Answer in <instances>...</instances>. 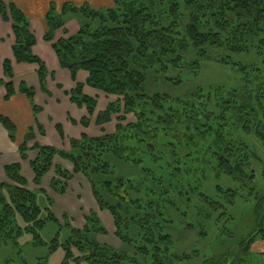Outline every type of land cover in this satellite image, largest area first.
<instances>
[{"label": "trees", "instance_id": "16d2710c", "mask_svg": "<svg viewBox=\"0 0 264 264\" xmlns=\"http://www.w3.org/2000/svg\"><path fill=\"white\" fill-rule=\"evenodd\" d=\"M90 1L84 0L78 5L71 1L64 2L60 11L51 2L46 13L47 28L43 39L50 43L60 67L69 72L73 82L78 72L87 73L85 83H76L68 94L70 102L78 108H84L87 115L92 116L97 101L83 93L84 86L115 97L116 100L99 113L96 125L109 123L114 116H117L118 124L111 134L99 137L82 135L78 140H71L68 151L35 144L32 150L38 154L30 162V168L36 186L54 168L50 189L57 195H63L72 178L81 175L88 183L98 209L106 210L111 216L115 235L127 249H133L136 245L129 248L128 242L137 244L140 236L137 233L134 238L129 235L121 240L117 230L125 225L122 223L121 210L122 206L125 207L124 213L130 212V208L136 210V216L128 220L136 229L142 220L141 212L145 213L148 209L145 207L141 211L140 205L136 203L139 201L129 197L130 192L134 195L141 193L140 185L133 190L132 181L138 177L143 180L152 177L149 162L153 163L155 148L160 149V146L169 144L168 150L173 154V150L178 148L173 141L180 140L187 147L197 140L205 146L209 160L203 155L201 161L205 160V173L213 175V181L225 176L237 182L241 189L249 184L255 186V179L264 181V166L258 167L262 161L247 145V136L250 135L264 146V80L251 88L252 80L248 78L250 72L240 68L238 71L243 75L242 85L238 90H227L221 96L198 89L189 98L175 99L160 94L148 95L145 89L148 73L155 72L164 61L170 62L173 68L183 62L188 63L187 60L193 65H197L199 60H220V63L225 64V59L231 55L250 53L254 49L261 51L264 47V0H108L112 6L109 7L108 2H105L102 9H93ZM67 16L76 17L80 22L73 35H68L66 30ZM0 17L11 25L14 61L36 65L39 84L42 86L48 71L44 63L33 55L35 37L29 20L9 0H0ZM57 32H61L63 37L55 40ZM3 73L5 80L0 79V87L6 91L4 100H9L15 94L11 61L3 63ZM258 77L261 78L257 75L254 81ZM18 92L33 101L34 90L25 84L19 85ZM34 111H37L35 106ZM127 116H132L134 121L122 125ZM229 121L236 126L235 132L242 136L230 138L231 134L226 131ZM88 123L87 119L81 122L83 127H87ZM0 125L6 130L9 139L14 141V125L1 115ZM58 132L62 136L59 127ZM33 140L34 132L30 130L19 146L23 161L27 159L28 144ZM54 157L70 163L71 172L59 166L54 167ZM126 168L135 172L124 176L122 173ZM20 171L19 163L6 166L4 173L7 182L0 183V244H11L15 248H18L17 241L23 234L34 237L32 246L42 244L40 230L47 222L57 221L51 212L52 199L43 192L47 205L42 209L37 194L26 188V181ZM185 184L188 186L185 192L178 188V194L184 197V210L179 209L180 203L175 205L170 200L169 205L174 211L185 214L196 198L199 206H194L193 214L200 221L212 220L217 215L215 220L222 223L219 214L227 218L224 203L212 200L198 190V181L189 179ZM227 192L229 200L237 197L236 190L222 192L220 188L216 190V197L221 199L220 196ZM255 194L250 193L254 204L252 229L247 238H239L232 249L222 255L206 258L199 264H247L252 243L256 239L264 241V196L257 198ZM229 204L233 202L229 201ZM159 210L157 212L160 213ZM84 222L81 230L67 226L70 236L61 245L66 251L63 264H122L123 257L128 255L123 248L117 249L97 240V236L106 235L103 227L97 228V215L93 213ZM199 224L189 226L195 230L202 227ZM161 229L159 223L152 226L146 239L148 247L139 251L136 248L135 251L141 256H149L151 252V264L186 261L188 258L179 256L171 259L165 251L156 247L162 246L158 235ZM131 231L136 232L134 229ZM228 232L224 226L222 237L232 238ZM149 245L154 246L151 251ZM57 248L54 241L50 251ZM71 250H75L77 255H73ZM0 264L29 263L18 257L0 260ZM34 264L47 262L41 259Z\"/></svg>", "mask_w": 264, "mask_h": 264}, {"label": "rangeland", "instance_id": "374dc122", "mask_svg": "<svg viewBox=\"0 0 264 264\" xmlns=\"http://www.w3.org/2000/svg\"><path fill=\"white\" fill-rule=\"evenodd\" d=\"M105 2H108L109 7L112 6L111 1L108 0H91L89 4L93 9H102L105 6L103 4H106ZM58 10L60 11V7H58ZM65 22L69 35L75 33L80 25L79 20L72 16L65 17ZM33 55L36 56L34 53ZM225 60L227 61L225 64L220 63V60L218 62L213 60H197V65L190 64V61L187 60L188 63L183 62L177 68H173L170 62L164 61L163 65L158 67L155 72L151 71L148 73L145 89L148 95L160 94L175 99L189 98L198 89L204 93L221 96L225 91L230 89L238 90L237 88L242 85L241 79L243 75L238 71L240 68L246 72H250L248 78L252 80L250 81L252 83L251 88L264 80V47H262L261 51L254 49L250 53L231 55L229 59L227 58ZM257 75L261 78L258 77L254 81ZM90 117L88 116V121ZM116 117H112L111 122L103 124V126H107L105 131L107 133L105 134L113 133V128L118 124V122H114ZM126 119V122L122 123V125L134 121L132 116H127ZM235 129L236 126L232 121H229L226 131H229L231 134L229 136L232 139L237 138V136H242L241 134H237ZM247 137V145L257 153L262 161L258 166L260 169L261 166H264V146L254 136L248 135ZM172 143L175 147H178L173 150V154L168 150L169 144L164 147L160 146V149L158 147L154 149L153 163L149 162V167L152 169V177L149 176V179L145 180L138 177L137 180L132 181L133 190L135 191L140 185L141 193L140 195H134L130 192L129 197L135 201H139L136 203L140 205L141 211H144L145 207L148 209L145 213L141 212V214L143 213V216L141 215L142 220L136 229L128 221L132 216H136V210L130 208V212L124 213L123 209L125 210V207L122 206L121 212L124 219L122 223L127 226L121 225L117 230L121 234V240L128 238L129 235L130 238H134V235L138 233L140 237L137 244H130L128 242V245H130L129 248H133L136 245L133 249H127L115 235L116 229L111 216L106 210L100 211L98 209L87 182L82 178H76L73 182L75 190V194L73 193L74 201L76 202L73 203L71 200L64 201L61 199L55 200L53 214L57 221L47 222L40 230L39 239L42 244L32 246L34 237L30 234H23L17 241L18 248L13 247L11 244L7 246L0 244V260L18 259L20 257L29 264H34L37 260L41 259H45L47 264H63L66 251L62 249L61 245L70 236V229L67 226L74 230H81L85 225V219L93 213L99 219L97 228L101 226L106 231V235L97 236V240L117 249L122 250L123 248L128 253L127 256L123 257L122 264H151V252L149 256H141L136 251L148 247L146 245L147 235L151 232V227H154L158 223L162 227L159 233L157 232L159 242L162 246L157 245L156 247H159L161 251H165L167 257L169 256L171 259L174 256L188 258L182 262L174 261L173 264H199L206 258L222 255L232 249L236 240L239 238H247L251 232L254 201L250 193L255 194L256 192L255 195L257 198L263 197L264 181L260 178L255 179V186L249 184L245 189L239 188L237 182L225 176L221 177L218 181H213V175L205 173L207 169L205 160L204 162L201 161L203 155H205L206 160H209V157L205 154V146L201 142L198 143L197 140H193V144L187 147H184L183 142L180 140L173 141ZM253 165L255 167V164ZM134 172L132 169L126 168L122 174L129 176ZM153 172L155 173L154 176ZM183 173L185 174L183 175ZM189 179L192 182L198 181L200 185L198 190L208 198L220 200L224 203V207L227 210V218H224L225 216L220 217L221 214L218 216L222 223L215 220L217 215L212 220L200 221L193 214L194 206L196 208L199 206V203L195 200L196 198L192 200V203L183 215L174 211V208H171L172 206L169 205L170 200L175 205L180 203L179 209L184 210V197L183 194H178V188L184 189V192L188 190L185 182ZM137 183L139 184L137 185ZM252 186L254 187L252 188ZM217 188H220L222 192L227 191V189L236 190L238 192L237 197L234 200H229V192H227L226 195L222 194L220 196L221 199H219V197H216ZM37 201L42 209L47 205L44 196H40L39 194ZM229 201H232L233 204L230 205ZM170 208L171 210H168ZM157 209H160V213L157 212ZM64 212L66 214H63ZM44 215L45 212L42 216ZM229 219L231 220L229 221ZM198 222L201 223L199 224L202 225L201 228L197 227L195 230L190 228L189 225L197 226ZM224 226L232 238L227 236L222 237L221 234L224 231ZM133 229L136 232L131 231ZM201 233H205V236H201ZM160 237H164V239ZM149 239L152 238L149 237ZM54 241L58 245V248L50 251V247ZM149 246L151 251L154 246ZM19 251L21 252L20 254ZM71 253L77 255L75 250H71ZM258 257L255 253L251 252L247 258V264H264V258L260 259ZM67 264L75 263L68 262Z\"/></svg>", "mask_w": 264, "mask_h": 264}, {"label": "crops", "instance_id": "0c3cea01", "mask_svg": "<svg viewBox=\"0 0 264 264\" xmlns=\"http://www.w3.org/2000/svg\"><path fill=\"white\" fill-rule=\"evenodd\" d=\"M9 1L20 8L29 20L31 30L35 37L33 53L44 63L48 71V76L41 86L37 76L38 68L36 65L18 64L14 61L11 50L14 42L11 25L10 23L4 22L0 17V79L5 80L3 63L5 61H11L13 86L15 90V94L9 100H4L6 91L3 87H0V115L7 118L15 127L14 141H11L6 130L0 125V183L7 182L4 173L5 167L19 163L21 168L20 173L26 181V188L36 193L37 196L38 194L44 196L43 192L47 196H51L53 201L51 212L53 214L55 200L61 199L64 201L71 200L73 203L76 202L74 201L75 190L73 187L75 179L82 178L85 182L86 180L81 175L74 176L68 183L67 191L63 195H57L50 189L51 180L54 178L53 168L42 178L39 186L34 185V175L30 168V162L37 157L38 152L32 150V146L36 144L40 147H51L61 151H68L70 141L78 140L82 135L88 137L102 136L107 133L105 132L107 126H97V116L110 103L114 102L116 98L106 96L84 86L83 93L91 98H95L97 101V110L89 118L88 126L83 127L81 124L82 120H88L86 110L84 108H78L71 103L68 94L74 89L76 83H85L87 73L78 72L76 81L73 82L69 72L60 67L50 43L45 42L43 39L47 28L46 13L51 2H54L57 7H60L61 4L67 1L78 5L84 0ZM55 36V40H57L63 37V34L57 32ZM21 83L34 90L33 101L18 92ZM34 106L37 108V111H34ZM114 122L116 123V120ZM58 127L62 131V136L58 132ZM30 130H33L35 140L28 144L29 150L26 152L27 159L23 161L20 158L19 146L23 143L25 136ZM53 165L54 167L59 166L69 172L72 170L71 164L59 157H54ZM63 214H66V212ZM250 252L255 253L257 257L259 256L260 259H263L264 241L256 239L250 247Z\"/></svg>", "mask_w": 264, "mask_h": 264}]
</instances>
